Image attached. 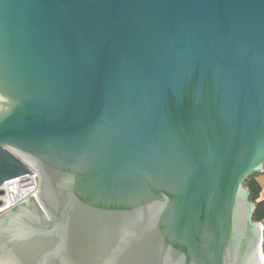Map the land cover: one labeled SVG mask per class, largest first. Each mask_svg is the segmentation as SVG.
Returning a JSON list of instances; mask_svg holds the SVG:
<instances>
[{"label":"water","instance_id":"obj_1","mask_svg":"<svg viewBox=\"0 0 264 264\" xmlns=\"http://www.w3.org/2000/svg\"><path fill=\"white\" fill-rule=\"evenodd\" d=\"M31 168L0 264H264V0H0V184Z\"/></svg>","mask_w":264,"mask_h":264},{"label":"built area","instance_id":"obj_2","mask_svg":"<svg viewBox=\"0 0 264 264\" xmlns=\"http://www.w3.org/2000/svg\"><path fill=\"white\" fill-rule=\"evenodd\" d=\"M31 172L10 178L0 184V216L37 195L36 192L41 185L40 174L34 168H31Z\"/></svg>","mask_w":264,"mask_h":264},{"label":"trees","instance_id":"obj_3","mask_svg":"<svg viewBox=\"0 0 264 264\" xmlns=\"http://www.w3.org/2000/svg\"><path fill=\"white\" fill-rule=\"evenodd\" d=\"M245 186L249 191L252 202L255 203L254 220L264 224V197H261L262 185L256 178V174L251 175L245 182Z\"/></svg>","mask_w":264,"mask_h":264},{"label":"crops","instance_id":"obj_4","mask_svg":"<svg viewBox=\"0 0 264 264\" xmlns=\"http://www.w3.org/2000/svg\"><path fill=\"white\" fill-rule=\"evenodd\" d=\"M256 178L258 179V181L260 182V184L262 185V193H261V197H264V172L262 173H256Z\"/></svg>","mask_w":264,"mask_h":264},{"label":"flooded vegetation","instance_id":"obj_5","mask_svg":"<svg viewBox=\"0 0 264 264\" xmlns=\"http://www.w3.org/2000/svg\"><path fill=\"white\" fill-rule=\"evenodd\" d=\"M25 206H26V204H24L23 206H21V207L19 208V210L25 208Z\"/></svg>","mask_w":264,"mask_h":264}]
</instances>
